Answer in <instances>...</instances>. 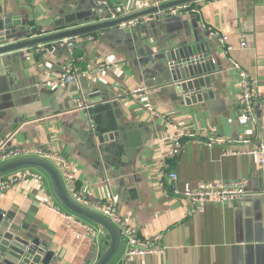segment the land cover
<instances>
[{
  "label": "crops",
  "instance_id": "1",
  "mask_svg": "<svg viewBox=\"0 0 264 264\" xmlns=\"http://www.w3.org/2000/svg\"><path fill=\"white\" fill-rule=\"evenodd\" d=\"M107 1L122 17L143 11L138 0ZM80 12L90 23L106 18L94 0H0V20L20 31V40L67 30L56 24ZM71 39L70 50L57 41L0 56V142L53 151L70 167L72 180L63 181L71 197L110 205L142 240L159 235V253L125 264H264V170L256 157L233 154L243 148L239 136L264 143V103L255 105L254 123L244 117L230 65L235 61L263 92L264 0H201L186 14ZM191 49L198 56L207 50L213 68L197 76L188 67L174 81L166 55ZM71 59L88 72L56 84ZM99 64L109 69L97 73ZM79 98L88 110L75 108ZM180 132L196 136L183 137L170 157ZM240 180L247 182L242 208L207 203L203 213L192 212L167 192L171 185L183 192L201 182ZM44 184L60 213L40 204V184L25 179L0 191L4 219L21 237L45 244L50 264H94L107 235L64 210L45 177ZM122 254L111 264H122Z\"/></svg>",
  "mask_w": 264,
  "mask_h": 264
},
{
  "label": "built area",
  "instance_id": "2",
  "mask_svg": "<svg viewBox=\"0 0 264 264\" xmlns=\"http://www.w3.org/2000/svg\"><path fill=\"white\" fill-rule=\"evenodd\" d=\"M140 3L141 9L148 10L151 8H159L161 6L160 1L158 0H138ZM95 4L99 7L105 8V20H115L121 18L119 11L112 9L111 5L107 0H94ZM194 3V2H193ZM191 3L168 8L165 10H157L152 15H146L139 19H134L125 24H122L125 27L129 26H138L146 22H151L153 19L159 18L161 16L172 17L175 15L186 14L192 12L194 7H190ZM124 17V16H123ZM225 37L221 38V41L224 42ZM70 50L75 42L72 39H65L60 41ZM245 43H240L241 47H244ZM230 47H227V50H230ZM231 68L236 71L239 77V94H240V104L242 105V112L244 117L254 123V107L257 103H264V90L259 93L254 86V82L250 80L247 73L244 72L235 61H230ZM90 67H88L89 69ZM91 69V68H90ZM97 73L106 72L109 69L107 64H99L95 68ZM88 70L81 71L74 63V60H70L68 65L63 68V71L59 78L56 80V84H68L72 82L79 81L81 77H84ZM142 89L135 90L134 92L139 93ZM75 108L79 111H86L89 109L88 105L77 99L75 102ZM151 111V108H149ZM152 113H154L152 111ZM200 135L204 134V131L199 133ZM196 134L192 132H180V134L174 136L172 141V149L168 153L170 157H174L179 154L182 147L183 137L195 138ZM199 141L198 143H200ZM235 142L238 145H243L242 149L236 150L233 154L240 155H251L257 158L259 168L264 170V143L256 141L255 143L251 142L248 138L239 136ZM205 145H210L209 142L204 143ZM168 155H164L161 158L165 159ZM23 156H36L42 159H45L49 162L56 163L57 169L63 177L64 181L72 180V174L70 171L69 165L64 159L59 157L53 151H44L42 148H23V147H8L6 141L0 142V163L8 161L14 158L23 157ZM170 180L176 179V174L171 173L168 175ZM25 179L35 180L40 184V190L42 193V199L40 204L45 207H48L51 211L55 213H60L59 208L55 207L51 201V197L46 190L44 184V176L34 169H22L14 173L6 175L0 178V191L5 188H9L11 185L23 181ZM246 185L245 180L240 181H214V182H201L194 189L186 190L183 192L177 191L174 186H169L170 191H167L170 194H173L177 197H180L187 201L191 205L192 212L203 213L204 207L207 203L215 204H237L242 203L239 208L243 207L244 200L246 198ZM72 199L78 204L108 218L113 222L120 230V235L126 239L124 251L121 257V263L125 264L128 261H131L137 257H141L148 254L159 253L161 250L158 247L159 235H156L150 239L142 240L138 237L136 230L128 225L125 221L117 218L114 210L110 205L107 204H96L91 203L85 197L74 194ZM190 212H188L189 214ZM63 216H67L62 214ZM70 216H67L69 218ZM89 230H91L89 228ZM92 231V230H91Z\"/></svg>",
  "mask_w": 264,
  "mask_h": 264
},
{
  "label": "water",
  "instance_id": "3",
  "mask_svg": "<svg viewBox=\"0 0 264 264\" xmlns=\"http://www.w3.org/2000/svg\"><path fill=\"white\" fill-rule=\"evenodd\" d=\"M197 1L201 0H175L162 4L157 9L151 8L115 20L103 19L97 23H90V15L80 12V14L77 13L75 16L70 17L72 18V22H74L71 28L66 26L69 18L63 22L59 21L56 24L58 27H68L67 30H61L25 40L19 39L21 35L20 31H12L13 26L7 20H0V56L30 49L37 45L57 41L60 42L65 39H71L99 30L119 26L134 19L152 15L157 10H165ZM90 4L93 5L92 2ZM78 11H80V8ZM93 14L95 15L94 12ZM189 56L193 58L187 59ZM209 59L207 50H205V53L201 56H198V53L192 49L190 50V55H188L185 50H177L166 55L168 64L166 68L170 69L172 79L176 81L178 76L177 73L184 76L183 74H185L188 67H191L192 71H194V75L197 76L199 75V69L201 73L209 72L213 68L211 62L208 61ZM101 140L102 139H99V141ZM27 168L38 171L48 180L55 199L64 210L98 227L101 232L107 235V245L101 251L94 264H111L118 255L123 253L126 239L120 235L119 228L108 218L75 202L67 192L60 172L51 162L36 156H23L4 161L0 163V178ZM4 216L5 213L0 211V264H50L52 261L51 253L47 252L46 245L41 243L37 238H30V236L21 237L18 235V230L10 225L11 219H4Z\"/></svg>",
  "mask_w": 264,
  "mask_h": 264
},
{
  "label": "trees",
  "instance_id": "4",
  "mask_svg": "<svg viewBox=\"0 0 264 264\" xmlns=\"http://www.w3.org/2000/svg\"><path fill=\"white\" fill-rule=\"evenodd\" d=\"M189 6H190V7H194V3H191Z\"/></svg>",
  "mask_w": 264,
  "mask_h": 264
}]
</instances>
